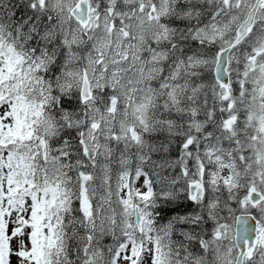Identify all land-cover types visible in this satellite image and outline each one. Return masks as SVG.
<instances>
[{
    "label": "snow or ice",
    "instance_id": "snow-or-ice-1",
    "mask_svg": "<svg viewBox=\"0 0 264 264\" xmlns=\"http://www.w3.org/2000/svg\"><path fill=\"white\" fill-rule=\"evenodd\" d=\"M0 264H264V0H0Z\"/></svg>",
    "mask_w": 264,
    "mask_h": 264
}]
</instances>
